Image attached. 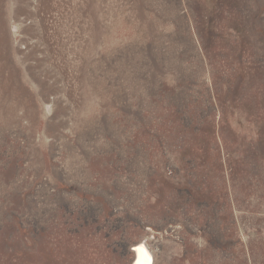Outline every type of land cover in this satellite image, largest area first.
Here are the masks:
<instances>
[{"label": "rangeland", "instance_id": "374dc122", "mask_svg": "<svg viewBox=\"0 0 264 264\" xmlns=\"http://www.w3.org/2000/svg\"><path fill=\"white\" fill-rule=\"evenodd\" d=\"M264 264V0H0V264Z\"/></svg>", "mask_w": 264, "mask_h": 264}, {"label": "bare ground", "instance_id": "6f19581e", "mask_svg": "<svg viewBox=\"0 0 264 264\" xmlns=\"http://www.w3.org/2000/svg\"><path fill=\"white\" fill-rule=\"evenodd\" d=\"M134 260L132 264H154V258L145 243L140 242L133 248Z\"/></svg>", "mask_w": 264, "mask_h": 264}]
</instances>
